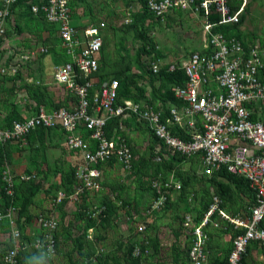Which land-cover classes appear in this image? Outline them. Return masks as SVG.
Listing matches in <instances>:
<instances>
[{"label":"built area","instance_id":"1","mask_svg":"<svg viewBox=\"0 0 264 264\" xmlns=\"http://www.w3.org/2000/svg\"><path fill=\"white\" fill-rule=\"evenodd\" d=\"M147 12L163 21L173 12L188 13L203 24V43L192 51L180 66L186 79L169 87L178 103L170 100L147 104L123 99L117 102L118 81L102 80L98 71L107 24L81 26L74 23L71 0H39L31 2L30 12L52 26V36L63 51L58 63H52L53 83L60 89L55 100L62 104L46 108L33 99L28 114L0 126V145H13L19 150L28 146V136L37 129L61 132L66 147L73 152L74 191L57 193L55 202L65 197L79 200L86 193L108 191L102 184L101 165L112 164L121 171L133 168L135 156L125 136L126 122L143 123L165 150L184 160L194 158L201 170L199 176L211 177L222 172L247 180L255 196L248 215L228 214L221 199L213 195L199 221L196 214L184 216L183 227L189 236L188 264H211L207 247L209 229L230 228L231 248L222 264H246L247 247L256 243L264 254V45L258 39L245 42L224 28L240 30L246 0H144ZM16 0L0 1V42L6 37V26ZM46 47L39 53L47 54ZM153 63L151 70L159 71ZM17 68L0 63V82L14 75ZM39 86L46 84L36 80ZM118 118L117 127L108 134L107 125ZM32 174L15 173L9 167L2 171L3 189L13 197L17 181L34 180ZM155 186V182H153ZM180 188V183H175ZM156 199L152 208L158 207ZM105 205L90 206L87 214H100ZM14 206L0 211V221L14 218ZM132 217L135 219L136 216ZM36 221L42 234L34 246L46 257L56 251V214L39 213ZM146 225L140 222L137 232ZM12 246L3 251L1 264H19V252L26 245L20 242L18 229L11 230ZM145 253L151 251L146 245ZM141 246L134 245L133 257L142 255Z\"/></svg>","mask_w":264,"mask_h":264},{"label":"rangeland","instance_id":"2","mask_svg":"<svg viewBox=\"0 0 264 264\" xmlns=\"http://www.w3.org/2000/svg\"><path fill=\"white\" fill-rule=\"evenodd\" d=\"M25 1L32 2V0ZM71 1L72 15L74 23L77 25L87 26L101 22L107 24V29L104 31L102 72L108 78L113 77L117 81L124 75H131L135 85L142 90V96H140L142 103L158 104L162 102L161 95L166 85H163L157 76L158 72L154 73L151 70L153 63L158 64L159 70L167 69L170 65L180 66L188 55L199 49L203 43L202 22L188 13L173 12L167 15L163 21H160L148 16L141 18L143 12L141 0ZM32 19L31 14L21 6L12 10V15L6 26V37L0 42V63L6 66L13 65L20 71L21 79H17L16 83L31 78L30 85L39 87L36 84L37 79L46 85L49 84L48 86L52 88L51 91L56 99L60 95V89L53 83L51 72V65L54 63L52 61L54 55L51 51V45L54 39L45 22V24L38 27ZM240 31L245 38L252 41L258 39L264 45V0H246ZM40 47L48 48L47 54L39 53ZM143 47L148 52L141 53L138 58L137 54ZM4 78L8 79L7 77ZM134 89L136 90L135 87ZM121 134L126 137L133 149L135 167L124 172L117 167L115 169L109 166L106 169V177L125 178L123 194L127 197L131 196L139 199L137 209L140 221L146 225V229L142 233L149 237V234L156 230L158 234L163 235L161 238L165 239L161 242L150 238L152 244L144 242L145 245L143 246L153 245L151 251L145 253L143 250V255L139 257V260L135 261V257L132 256V259L127 258L126 261L124 260V264H154L156 259L158 260L156 264H167L162 261H164L166 255L169 254L168 257H170L169 243L172 241L169 234L180 230L183 231L181 233H184L186 237L182 250H179L176 256L179 259L182 258V264H187V250L190 240L183 227L184 216L191 212L196 214L197 219L198 216L202 215L205 204L210 203L209 201L212 200L213 195L219 196L210 183L212 176L199 177L201 167L195 159H187L182 163L171 159V155L165 150V147L147 132L143 123L135 119L126 122ZM27 150L32 155V160L36 162L40 147L33 144L22 151ZM7 163L8 160L0 149V187L2 171L7 167L13 172L15 171ZM35 165L31 170L27 169L26 173H33L36 176L34 180H40L42 172L37 168V164ZM71 165L72 168L77 165V162ZM71 168H66L64 175L69 173L68 171ZM58 173L57 168L53 169L47 175L50 180L44 181L45 184L37 193H44L43 197H47L49 203V206L39 213L53 214L52 211L59 204L54 202L58 187L54 182H51ZM47 176H43L44 179H47ZM220 180L224 181L222 178ZM153 182H155V186ZM177 182L180 183V188L174 186ZM206 182L208 184L205 185ZM73 191L74 189L71 193ZM114 191H117V189H114ZM153 192L158 195L156 199L161 200L158 207L155 208L151 206L155 199ZM220 198L222 200L221 204L227 212L232 215L237 213L248 215L251 207L248 197H244V195L234 190L232 198ZM53 202L54 205H52ZM0 209H3L2 204ZM30 222L32 221L30 220ZM36 226L40 228L37 222ZM209 230L211 233L207 243L209 255L218 258L225 257L229 248L227 244L230 237L226 236L227 233H223L225 236L223 237L216 235V231ZM165 233L166 236H164ZM38 234L36 232L34 235L38 236ZM220 237H222L221 241L224 243L223 247H220L219 244L221 243ZM7 248L5 246L2 250ZM70 249L75 255L76 251L71 245ZM165 253L167 254L165 255ZM82 264L85 263L82 262Z\"/></svg>","mask_w":264,"mask_h":264},{"label":"crops","instance_id":"3","mask_svg":"<svg viewBox=\"0 0 264 264\" xmlns=\"http://www.w3.org/2000/svg\"><path fill=\"white\" fill-rule=\"evenodd\" d=\"M19 72L17 69L14 75L6 76L8 79L4 78L0 82V126L8 124L10 120L28 114V102L32 99L28 95L26 87L30 85L31 78L26 81L20 80V83H16L17 79H21V74H17ZM48 85H45L47 87H40H45L53 96L52 88ZM56 99L54 98V100ZM46 131L42 140L39 139L37 132L34 131L30 142L28 141V146L34 144L36 147H40L36 162L32 160L29 150L25 152L22 150L17 151V148L9 144L3 145L4 147L0 149L8 160L7 165L11 166L16 173L27 174L26 170H31L37 164V168L42 172L40 180H33L39 185L38 191L45 184L44 181L50 180L47 175L57 168L59 173L51 182L56 184L58 192L65 191V195H69L75 187V182L73 180L70 186L72 178L69 173L64 175V172H66V168H71V164L77 162V159L73 152L66 147L61 132L55 129ZM109 166L116 167L112 164H103L101 166L102 184L108 191L86 193L81 195L79 200L71 199L69 196L65 197L63 202L61 204L59 202L54 211H52L58 218V227L55 231L57 250L52 258L46 257L34 246L36 237L38 238L42 234V229L36 226V214L49 206L48 198L43 197L44 193L37 194V191L27 204V210L24 211L22 200L20 199L21 196L16 197L17 201L12 204L15 209L14 218L10 221L8 219L0 221V256L4 251L2 250L3 247L7 246L10 248L12 246L10 236L12 229H18L20 242L26 245L19 252V264H82V262L85 264H124V260L126 261L127 259L126 252L133 245H145L144 242L152 244L150 238L163 242L165 240L161 238L163 235L158 234L156 230L152 234L150 233L149 237L142 232H137L136 226L141 222L137 209L139 199L131 196L127 197L123 194L124 177H106V169ZM43 176H47V179H44ZM19 182L21 181L16 183ZM206 184L208 183L206 182ZM114 189H117V191H114ZM244 197H247V195L244 194ZM54 202L52 205H54ZM106 203L108 205L107 213L91 214V216L87 214L90 206L105 205L106 207ZM1 204H4L2 197L0 199ZM7 207L0 209V211L5 210ZM222 208L225 210L223 206ZM227 213L232 215L230 212ZM132 215L136 216V218L134 219ZM215 231L217 232L216 235L225 237L223 233H227L226 236L230 237V228L220 231L213 230V232ZM36 232L39 233L38 236L34 235ZM181 232L183 231H173L169 234V238L172 241L169 243L170 257H168L169 254L166 255L167 253H165V259L162 262L182 264V258L180 257L179 259L176 256V253L182 250V245L185 242L186 236ZM164 236H166V233ZM221 239L222 237H220V241ZM161 242L160 244H162ZM230 243L231 241L228 242L229 245L227 244V246H230ZM219 244L220 247L224 246L222 241ZM70 245L75 249V255H73ZM244 261L246 264H264L263 251L256 243H251L248 246ZM156 263H158L157 259L154 264Z\"/></svg>","mask_w":264,"mask_h":264},{"label":"trees","instance_id":"4","mask_svg":"<svg viewBox=\"0 0 264 264\" xmlns=\"http://www.w3.org/2000/svg\"><path fill=\"white\" fill-rule=\"evenodd\" d=\"M38 1L39 0H32V3L38 2ZM141 3H142V8H143L141 18H144L146 16L152 17L146 10L145 1L141 0ZM30 4H31V2L28 3L25 0H16V2L14 4H12V10L15 7L21 6V7L25 8L28 13L31 14ZM71 6H72V1H71ZM31 16H32V14H31ZM32 20L35 22L36 25H38V27L41 24L46 23L44 21V19H42V18L33 17ZM46 25L49 28L50 33H53L52 26H50L47 23H46ZM224 30L228 33L233 32L239 38L244 39L245 42H252V40L245 38L242 35L241 31L236 26L227 27V28H224ZM53 39H54V42L51 45V48H52L51 51L53 52V55H54L53 61H54V63H58V62H60V59L62 58L63 51L58 46L59 40L57 38H54V37H53ZM47 50H48V48H47ZM102 51H103V48H102ZM143 52H148V50L143 47L140 50V52H138L137 57L139 58L140 54ZM101 61H103L102 52H101L100 68L98 71L99 77L102 80H108V79L113 78V77L108 78L107 75L104 72H102L103 66H101ZM17 74H19V73H17ZM157 76L160 78L162 84L166 85V87L163 90V93L161 95L162 102L170 100L173 103H178V99L175 98V96L173 95V93L169 89V87L173 84H182L185 81L186 76H185L183 70L180 68H174L173 70L170 71V70H167L166 68H163V69L158 71ZM134 87L136 88V90L134 89ZM26 90H27L28 95L30 96L31 99H33L38 105L42 104L48 109H50L52 107H58L62 104L61 102L56 103L53 96L50 94V92L45 87H40V86L38 87L36 85H28L26 87ZM140 96H142V90L140 89V87L135 85V82L133 81V78L131 77V75L127 74V75H124L121 79H118V91H117V99H116L117 102H121L123 99H131L133 101H140ZM18 118L19 117L15 118L13 120H16ZM13 120H10L8 124L1 125V126H9ZM117 122H118V118H113L112 121L108 123V125H107L108 134H111L113 129L117 127ZM36 132L39 136V139L42 140L47 131L44 128H40V129H37ZM32 133H30L28 136L29 142H30V138H31ZM150 135L157 141V139L152 134H150ZM6 145H8V144H6ZM4 146L0 145V148H3ZM132 151H133V149H132ZM171 159H174V160L178 161L179 163H182L185 161L184 158H182L180 156H173ZM188 159H194V158H188ZM134 167H135V161H134L132 169H134ZM69 176H71V178H72L71 183H70V186H71L72 181L74 180L73 182H75L72 168L69 170ZM201 177H203V176H201ZM218 178H222V179H224V181H221L220 179L218 180ZM210 183H211L213 189L223 199L232 198V194L234 193V190H235L240 194L247 195V197H249V199H250L251 206L255 203L254 193L250 189L247 180H245L244 178L237 177V176L230 174V173L222 172L219 174L212 175V179L210 180ZM2 184L3 183L1 182L0 191H1V197L4 200L3 209L10 204H15V202L17 201L16 197H19V195H20L21 196L20 199L22 200L21 201L22 207H23L24 211H26L27 210V204L31 201L30 200L31 197L34 196L39 189L38 183L33 181V180L21 181L19 183H15L13 197H9L8 195H6ZM248 193H249V195H248ZM153 195H154L155 199L158 198V195L155 192H153ZM63 200L64 199H62L60 201V204L63 202ZM208 205H209V203L207 202L205 204V210L207 209ZM107 210H108V205L106 203V211L104 212V214L107 213ZM201 216H198L196 221H199ZM55 239H56V236H55ZM152 246L150 245V247H152ZM133 247H134V245L132 247H130L126 252V256L128 259H132ZM141 248L143 250L145 248V246L141 245ZM230 248H231V243H230L229 248L227 249L225 257H223V258L210 256L211 264H222L226 260V257H227V254H228ZM208 251H209V248H208ZM187 252H188V250H187ZM134 260L135 261L139 260V257H135ZM187 261H188V255H187Z\"/></svg>","mask_w":264,"mask_h":264}]
</instances>
